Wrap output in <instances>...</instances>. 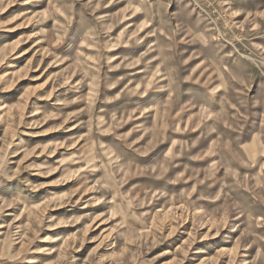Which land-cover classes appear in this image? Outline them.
<instances>
[{
  "label": "rangeland",
  "instance_id": "1",
  "mask_svg": "<svg viewBox=\"0 0 264 264\" xmlns=\"http://www.w3.org/2000/svg\"><path fill=\"white\" fill-rule=\"evenodd\" d=\"M0 264H264V0H0Z\"/></svg>",
  "mask_w": 264,
  "mask_h": 264
}]
</instances>
